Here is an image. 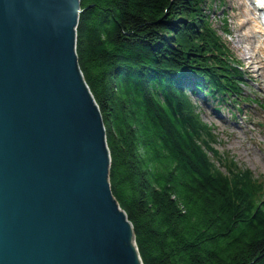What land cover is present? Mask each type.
<instances>
[{
  "label": "trees",
  "instance_id": "1",
  "mask_svg": "<svg viewBox=\"0 0 264 264\" xmlns=\"http://www.w3.org/2000/svg\"><path fill=\"white\" fill-rule=\"evenodd\" d=\"M207 1L81 0L79 64L144 264H264V175L218 149L197 101L245 84Z\"/></svg>",
  "mask_w": 264,
  "mask_h": 264
},
{
  "label": "water",
  "instance_id": "2",
  "mask_svg": "<svg viewBox=\"0 0 264 264\" xmlns=\"http://www.w3.org/2000/svg\"><path fill=\"white\" fill-rule=\"evenodd\" d=\"M81 0H0V264H144L80 68Z\"/></svg>",
  "mask_w": 264,
  "mask_h": 264
},
{
  "label": "rangeland",
  "instance_id": "3",
  "mask_svg": "<svg viewBox=\"0 0 264 264\" xmlns=\"http://www.w3.org/2000/svg\"><path fill=\"white\" fill-rule=\"evenodd\" d=\"M241 2L208 0L206 6L222 41L241 64L245 84L240 85V96L235 101L230 96L221 108L204 93L199 94L197 101L203 119L214 127L218 135V149L261 178L264 175V62L256 50L255 64L259 70L255 71L242 53L247 46L255 44L252 40L237 42L238 34L249 30L247 23L241 24L245 21L239 8Z\"/></svg>",
  "mask_w": 264,
  "mask_h": 264
},
{
  "label": "bare ground",
  "instance_id": "4",
  "mask_svg": "<svg viewBox=\"0 0 264 264\" xmlns=\"http://www.w3.org/2000/svg\"><path fill=\"white\" fill-rule=\"evenodd\" d=\"M239 8L241 9V15L245 16V21L241 24L244 26L247 23L249 30L248 32L239 33L237 42L252 40L255 44L247 46L242 50V53L245 59L248 60L249 66L258 71L259 67H256L255 64V59L258 57V55H255L256 50L264 62V25L260 18L261 12L264 11V0H242Z\"/></svg>",
  "mask_w": 264,
  "mask_h": 264
}]
</instances>
